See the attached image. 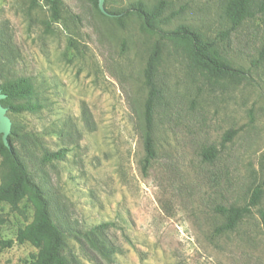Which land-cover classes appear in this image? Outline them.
Wrapping results in <instances>:
<instances>
[{"label": "rangeland", "instance_id": "374dc122", "mask_svg": "<svg viewBox=\"0 0 264 264\" xmlns=\"http://www.w3.org/2000/svg\"><path fill=\"white\" fill-rule=\"evenodd\" d=\"M135 1L105 0L102 11L96 0H0V83L29 79V101L10 102L35 107L16 113L2 100L10 141L65 233L62 253L68 264H264V61L253 64L264 13L227 38L228 0H167L166 15L181 13L164 29L187 24L213 42L245 73L227 79L197 67L188 43L112 16ZM150 61L159 94L156 156L145 170ZM210 147L212 162L203 155ZM60 149L63 159L45 161ZM14 165L0 155V185ZM258 189L259 203L248 206ZM22 192L16 204L0 199V241L39 217L35 191ZM232 205L247 213L220 234L218 208ZM49 240L0 246V264L38 261Z\"/></svg>", "mask_w": 264, "mask_h": 264}, {"label": "trees", "instance_id": "16d2710c", "mask_svg": "<svg viewBox=\"0 0 264 264\" xmlns=\"http://www.w3.org/2000/svg\"><path fill=\"white\" fill-rule=\"evenodd\" d=\"M56 1V0H54ZM99 5V0H96ZM170 4L167 0H159L154 6L148 5L145 0H137L129 4L126 8L111 12L112 16L139 18L145 28L150 32L160 34L162 39H172L183 41L190 45L191 57L197 67L219 77L227 79H238L245 73L235 68L233 63L218 50L213 42H209L200 32L192 28L190 25H180L176 30L167 31L165 26L169 25L181 12H173L166 15ZM60 9L57 4L54 5V13L59 15ZM260 13H264V0H228L225 14L231 28L227 30L225 35H230L231 32L238 30L248 20L256 18ZM261 61H264V47L259 51V59L253 61L255 66H258ZM156 67L153 61H150L146 70V82L150 88L149 97L145 103L144 110V128H145V164L144 169L147 170L156 156V141H155V111L156 98L159 94V88L156 81ZM0 89L7 94V98L3 100V104L16 113L33 110V103L27 102L33 94V85L27 78L9 79L0 83ZM26 99L25 102H10V100ZM237 131L231 130L226 135V140L231 141ZM11 136V135H10ZM10 141V137H9ZM66 149L58 151H50L45 154V161L50 162L56 159H63L66 156ZM0 155L11 158L14 162L16 171L15 177L8 183L0 185V199L11 200L16 204L23 196L24 184L29 185L38 196L41 207L39 217L32 224L21 230L16 238L0 241L2 249L12 248L16 243H24L26 241H39L41 236L48 234L50 240L40 260L31 264H68L66 257L63 255L65 246V233L52 219L50 207L47 200L41 195L40 188L34 182L31 174L26 166L17 157L15 148L10 141V147L0 142ZM204 158L212 162L217 157V150L214 147L206 148L203 151ZM262 195V190L255 191L250 205L253 206L259 203ZM248 206L240 207L232 205L230 207H219L218 211L226 217L225 222L217 227L218 233H225L234 230L248 210Z\"/></svg>", "mask_w": 264, "mask_h": 264}, {"label": "water", "instance_id": "95a60500", "mask_svg": "<svg viewBox=\"0 0 264 264\" xmlns=\"http://www.w3.org/2000/svg\"><path fill=\"white\" fill-rule=\"evenodd\" d=\"M105 0H99V6L102 11H105L104 8ZM7 98V94L3 93L0 89V134L3 135V140L6 146L10 147L9 137L12 130V122L7 116V109L3 107L2 100Z\"/></svg>", "mask_w": 264, "mask_h": 264}]
</instances>
